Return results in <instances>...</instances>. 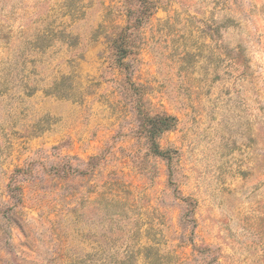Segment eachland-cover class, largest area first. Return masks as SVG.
Masks as SVG:
<instances>
[{
	"label": "rangeland",
	"instance_id": "1",
	"mask_svg": "<svg viewBox=\"0 0 264 264\" xmlns=\"http://www.w3.org/2000/svg\"><path fill=\"white\" fill-rule=\"evenodd\" d=\"M0 264H264V0H0Z\"/></svg>",
	"mask_w": 264,
	"mask_h": 264
}]
</instances>
